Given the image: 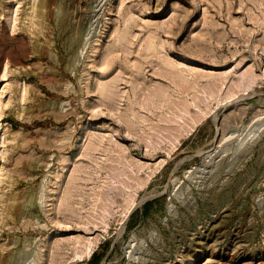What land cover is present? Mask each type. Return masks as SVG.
Here are the masks:
<instances>
[{"label":"rangeland","instance_id":"1","mask_svg":"<svg viewBox=\"0 0 264 264\" xmlns=\"http://www.w3.org/2000/svg\"><path fill=\"white\" fill-rule=\"evenodd\" d=\"M93 251L264 264V0H0V264Z\"/></svg>","mask_w":264,"mask_h":264},{"label":"trees","instance_id":"2","mask_svg":"<svg viewBox=\"0 0 264 264\" xmlns=\"http://www.w3.org/2000/svg\"><path fill=\"white\" fill-rule=\"evenodd\" d=\"M144 208H145V206H144ZM132 215H133V213H131V217H132ZM100 257H101V254L97 253L96 251H93L90 258L87 260V264H98Z\"/></svg>","mask_w":264,"mask_h":264}]
</instances>
